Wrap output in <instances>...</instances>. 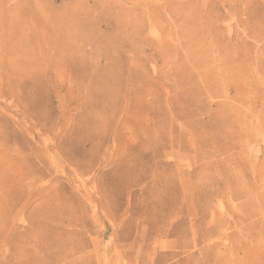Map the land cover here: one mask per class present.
I'll use <instances>...</instances> for the list:
<instances>
[{
    "label": "rangeland",
    "instance_id": "374dc122",
    "mask_svg": "<svg viewBox=\"0 0 264 264\" xmlns=\"http://www.w3.org/2000/svg\"><path fill=\"white\" fill-rule=\"evenodd\" d=\"M0 264H264V0H0Z\"/></svg>",
    "mask_w": 264,
    "mask_h": 264
},
{
    "label": "bare ground",
    "instance_id": "6f19581e",
    "mask_svg": "<svg viewBox=\"0 0 264 264\" xmlns=\"http://www.w3.org/2000/svg\"><path fill=\"white\" fill-rule=\"evenodd\" d=\"M31 69V72L34 73V72H37V69L36 68H30ZM30 71V70H29Z\"/></svg>",
    "mask_w": 264,
    "mask_h": 264
}]
</instances>
